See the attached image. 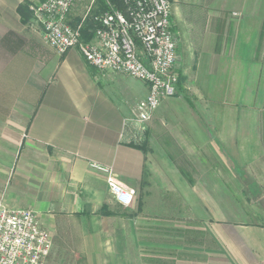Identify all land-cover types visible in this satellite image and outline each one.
Instances as JSON below:
<instances>
[{"label": "crops", "instance_id": "0c3cea01", "mask_svg": "<svg viewBox=\"0 0 264 264\" xmlns=\"http://www.w3.org/2000/svg\"><path fill=\"white\" fill-rule=\"evenodd\" d=\"M24 1L0 0V202L36 213L52 239L44 264H59L61 250L69 251V264H131L126 234L141 228L126 213L141 218L142 202L162 192L186 205L204 199L205 171L227 166L221 148L243 164L250 162L247 154L264 151L253 98L264 0H248L245 17L221 19L215 33L179 38L176 68H196L194 80L177 85L187 97L163 100L164 115L152 119L137 146L129 143L124 121L147 85L95 69L76 47L58 54L32 19L21 20L16 7ZM89 4L77 0L68 22L78 23L74 13ZM102 8L96 0L92 10ZM206 68L213 75L205 78ZM166 116L168 134L155 135ZM174 154H185L195 170V176L185 171L191 182ZM91 164L110 168L114 181L134 190L130 206L114 201L109 174ZM157 178L162 189L153 187ZM190 206L181 217L200 219ZM202 229L211 246L197 248V256L184 247L181 264H264V225L212 220Z\"/></svg>", "mask_w": 264, "mask_h": 264}, {"label": "built area", "instance_id": "2783aa9c", "mask_svg": "<svg viewBox=\"0 0 264 264\" xmlns=\"http://www.w3.org/2000/svg\"><path fill=\"white\" fill-rule=\"evenodd\" d=\"M76 1L41 0L30 4L29 10L44 40L58 54L76 47L95 69L124 74L147 85V94L135 106V118L124 121V127L134 131L128 141L137 143L155 109L176 93L177 42L170 0H122V8L109 6L99 12L92 10L96 0H90L80 21L71 25L68 15ZM87 19L93 23V36L84 41ZM91 165L109 174L106 181L114 201L131 205L134 190L114 181L110 168ZM51 247V235L33 210L0 202V264H44Z\"/></svg>", "mask_w": 264, "mask_h": 264}, {"label": "rangeland", "instance_id": "374dc122", "mask_svg": "<svg viewBox=\"0 0 264 264\" xmlns=\"http://www.w3.org/2000/svg\"><path fill=\"white\" fill-rule=\"evenodd\" d=\"M38 1L31 0L29 5ZM247 2L248 0H170L171 22L174 24L176 42L178 43L179 38L182 39L181 42L184 38H192L196 33L217 32L221 19L224 21L231 19L232 22L243 19L247 14ZM84 13L85 11L82 14L74 13V17L81 19ZM32 20L35 23L34 19ZM260 27L261 35L258 39L255 58L262 68H256L254 71L253 98L262 134L261 147L264 150V24ZM174 70L180 77L179 86H183L185 80H191L196 74V68H176V64ZM211 71L212 68L204 70L205 78L207 74L208 76L213 75ZM184 91L179 89L171 97L180 93L187 97ZM159 106L144 124V133L140 141L130 142L142 144L152 119L156 117L158 120L165 113L159 110ZM135 116L136 108H133L126 119H134ZM166 118L164 125L160 124L159 120L158 125L154 126L155 135L165 137L168 134V117ZM126 131L129 133V140L134 131L130 127ZM166 139L168 140V137ZM165 146L168 147V144L166 143ZM247 155L254 160L249 159L250 162L246 164L239 163L221 148L220 160L226 161L227 166L226 168L215 166L213 170L205 171L209 174L205 179V186L204 188L199 186L204 192V199L188 202L189 205H186L179 199H170L172 194L162 192L151 195L147 201L142 202L139 209L141 218H133L132 212L126 213L125 220L131 219L134 227L140 226L141 228V231L126 234L129 245L127 251L131 264H181V252L186 246L189 247V253L192 252L191 254L197 256V248L211 246L202 229V224L212 220L219 222L222 226L264 225V151ZM173 157L176 164L180 165L184 171L195 176V170L188 167L189 161L185 154H174ZM166 172L165 179L168 182V171ZM161 179L157 178L153 186L157 187V190L164 187L160 182ZM165 187H168V184ZM190 204L194 209L199 210L200 219L181 217L182 214L187 213L186 207L191 208ZM69 261V251L61 250L59 264H69Z\"/></svg>", "mask_w": 264, "mask_h": 264}, {"label": "trees", "instance_id": "16d2710c", "mask_svg": "<svg viewBox=\"0 0 264 264\" xmlns=\"http://www.w3.org/2000/svg\"><path fill=\"white\" fill-rule=\"evenodd\" d=\"M39 1H41V0H39ZM102 5H103L102 10L105 8H108L109 6H113L116 8H122V0H102ZM16 12L18 13V15L20 16L22 21H27V20L33 19L32 12L29 10V1H27V0L24 2H21L20 4L17 5ZM79 21H80V19H79ZM75 24H77V23H75ZM75 24H73V25H75ZM93 27H94L93 23L89 19H87L85 21L84 27L82 29V39L84 41H88L92 38ZM179 84H180V77L178 75L177 82H176V89H177V85H179ZM129 143L133 146H137L135 143L133 144V142H129ZM179 170L182 173V175L184 177H186V179H188L189 182H191V179L189 178L187 173L183 169H179Z\"/></svg>", "mask_w": 264, "mask_h": 264}]
</instances>
